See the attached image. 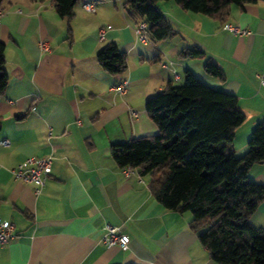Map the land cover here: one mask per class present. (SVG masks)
Returning <instances> with one entry per match:
<instances>
[{"label": "crops", "instance_id": "1", "mask_svg": "<svg viewBox=\"0 0 264 264\" xmlns=\"http://www.w3.org/2000/svg\"><path fill=\"white\" fill-rule=\"evenodd\" d=\"M85 1L94 2V13L82 9ZM124 1L77 0L70 19L57 14L52 0L1 4L8 82L0 94V141L9 146L0 145V218L13 224L14 238L0 244V264H217L190 229L191 214L161 206L149 178L136 170L125 175L111 146L156 134L145 103L168 83H182L188 70L237 97L245 120L233 149L242 155L264 122V87L257 78L264 72V1L231 6L225 23L249 29L244 36L172 0L158 1L176 34L147 44L138 40V19ZM39 40L50 43L49 52L39 49ZM107 43L127 55L122 75L105 72L96 60ZM193 47L202 58L179 56ZM206 59L223 70L224 82L204 72ZM122 80L125 93L112 92ZM49 155L52 170L39 195L13 178L11 170L24 159ZM247 176L264 184V160ZM250 223L264 228V200ZM107 225L128 237L126 250L102 245Z\"/></svg>", "mask_w": 264, "mask_h": 264}, {"label": "trees", "instance_id": "2", "mask_svg": "<svg viewBox=\"0 0 264 264\" xmlns=\"http://www.w3.org/2000/svg\"><path fill=\"white\" fill-rule=\"evenodd\" d=\"M4 0H0V7ZM161 0H125L124 7L147 24L150 41L173 37L176 32L157 9ZM185 10L227 22L232 5L244 7L264 0H172ZM77 0H52L57 14L70 19ZM5 47L0 41V94L8 82ZM197 47L180 57L202 58ZM96 60L105 72L122 75L127 55L107 43ZM203 70L221 82L223 70L206 59ZM158 128L154 135L111 146L119 167H130L149 178L154 199L165 209L190 213V229L217 264H264V228L250 223L264 200V184L250 180V167L264 160V122L252 131L246 151L233 149L235 130L245 120L237 97L212 88L186 70L183 82L168 83L145 103ZM1 127V117H0Z\"/></svg>", "mask_w": 264, "mask_h": 264}, {"label": "built area", "instance_id": "3", "mask_svg": "<svg viewBox=\"0 0 264 264\" xmlns=\"http://www.w3.org/2000/svg\"><path fill=\"white\" fill-rule=\"evenodd\" d=\"M82 9L89 13H94L96 11V5L92 1H85L82 3ZM0 11V15H1ZM225 30L233 33L234 35L244 36L249 35L250 31L247 28H240L239 26L225 23L223 25ZM138 40L144 44L150 42L147 34V24L140 20L136 23L134 28ZM104 28L99 29V37L103 38ZM39 49L43 52H49L51 47L47 40H39L37 42ZM259 80V85L264 87V72L257 74ZM178 79V76H175ZM127 81L122 80L110 87L112 92L122 95L126 91ZM134 114V112H132ZM0 145L9 146L7 140H1ZM53 156L45 157H28L21 161L17 166L11 170L13 178L17 181H21L33 186V193L39 195L44 188L48 177L52 170ZM125 175L133 173V169L130 167H123ZM14 226L11 222L2 220L0 218V244H5L14 238L13 233ZM100 242L105 247H115L118 246L123 250L128 248L129 239L123 234L118 226L107 225L105 227V233L103 234Z\"/></svg>", "mask_w": 264, "mask_h": 264}, {"label": "rangeland", "instance_id": "4", "mask_svg": "<svg viewBox=\"0 0 264 264\" xmlns=\"http://www.w3.org/2000/svg\"><path fill=\"white\" fill-rule=\"evenodd\" d=\"M79 2H80V0H79ZM79 2H78V3H79Z\"/></svg>", "mask_w": 264, "mask_h": 264}]
</instances>
